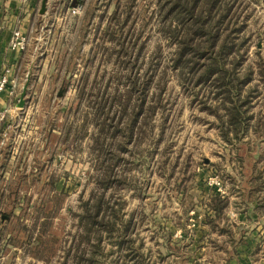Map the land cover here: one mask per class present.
Masks as SVG:
<instances>
[{
  "label": "rangeland",
  "instance_id": "rangeland-1",
  "mask_svg": "<svg viewBox=\"0 0 264 264\" xmlns=\"http://www.w3.org/2000/svg\"><path fill=\"white\" fill-rule=\"evenodd\" d=\"M227 1L231 22L219 39L233 41L239 53H231L226 66L238 61L240 78L251 70L243 87L244 94L251 92V118L238 140L212 110L223 114L214 90L197 84L187 69L180 77L173 68L176 45L167 37V0H82L75 13L68 0H48L43 15L38 0L18 71L19 97L31 72L25 106L0 126L6 131L0 148L6 171V178L0 175V264L75 263L81 233L77 213L97 191L90 106L97 94L124 93L129 69L138 82L147 76L145 106L156 107L152 132L141 135L139 150L156 144L149 161L118 167L125 181L115 198L124 201V219L132 214L133 250L123 248L109 258L140 264L141 254L145 264H200L198 246L181 235L194 228L187 225L194 223L191 211L203 200L197 197L215 188L210 179L217 178L228 192L239 186L264 189V75L259 74L261 67L264 72V0ZM17 102L9 107L19 109ZM160 128L162 138L156 141ZM251 176L256 182L249 184ZM258 231L263 244L255 247L253 264H264L263 227Z\"/></svg>",
  "mask_w": 264,
  "mask_h": 264
},
{
  "label": "trees",
  "instance_id": "trees-1",
  "mask_svg": "<svg viewBox=\"0 0 264 264\" xmlns=\"http://www.w3.org/2000/svg\"><path fill=\"white\" fill-rule=\"evenodd\" d=\"M68 1V7L75 3L82 4V0ZM230 11L231 6L227 0H167V17L170 18L167 37L176 45L173 68L179 70L180 77L187 69L193 76L196 75L197 84L207 85L210 90H214L215 99H221L223 114H218L215 108L207 107L226 125L228 133L231 132L238 140L241 138L239 135L245 133L251 118V114H248L251 92L243 93L251 70L248 69V73L240 78L236 66L238 61L232 60L231 66H226L231 53H239L238 48L233 50V41L228 44L227 40L219 39L220 32L228 29L231 22L228 18ZM240 29V26L232 28L228 36ZM130 70L125 75L127 88L124 93L113 94L111 97H98L97 94L98 99H93V105L90 106L95 120L91 149L96 156L93 167L98 173L95 178L97 191L91 192L90 197L81 203L80 212L77 213L81 233L74 264H123V260L118 261L120 257L112 259L109 258L110 255L123 248L133 250V238L130 236L132 214L124 219V201L115 198L117 190L125 181V177L120 178L118 167L121 163L134 164L140 159L149 161L152 158L155 142L145 150L139 149L144 142L141 135L147 130L152 132V118L156 107L145 106L149 81L147 76L144 74L138 82V76H131ZM66 71L68 70L64 73ZM259 74L262 78V67ZM85 85L84 75L77 92L78 102L84 95ZM134 92L136 97H132ZM85 120H82V128L86 125ZM146 124L147 127H144ZM228 133H225V139L230 141ZM162 134L163 130L160 128L156 141L162 138ZM251 179L256 181L255 177ZM249 187L254 190L262 188ZM108 189L113 191L106 196ZM224 206L225 200L222 198L214 196L210 199V207L216 216L220 215ZM105 244L110 245L107 251ZM139 256L141 259L138 263L145 264L142 255Z\"/></svg>",
  "mask_w": 264,
  "mask_h": 264
},
{
  "label": "crops",
  "instance_id": "crops-1",
  "mask_svg": "<svg viewBox=\"0 0 264 264\" xmlns=\"http://www.w3.org/2000/svg\"><path fill=\"white\" fill-rule=\"evenodd\" d=\"M77 6L78 4L75 3L68 9ZM37 9L38 0L29 2L0 0V76L5 69H9L10 75H15L19 80L18 71L22 68L24 51L12 52L9 49V40L13 30L18 29L25 33L31 16ZM18 99L17 93L14 96H9L6 92L0 94V108L7 109L5 124L9 118L22 111V109L9 107L12 103L14 105ZM4 132H6L5 127L2 126L0 128V148L4 143L2 138ZM4 168L5 162L2 163L0 160L2 177H5ZM255 182L251 179L249 184ZM239 188V191L234 192L223 189L218 191L216 188L206 189L202 195L197 197L203 200L195 210L191 211L193 216L190 219L194 218V223L190 224L189 221L187 225L188 228L190 226L194 228H190L188 232L185 229L186 232L181 235V239L188 240L187 244L195 243L198 246L196 257L200 264L254 263L257 251L255 247L263 244L259 238L258 229L261 227L264 229V203L261 202L264 199V189L254 190L248 187L244 190L240 186ZM214 196L225 200V206L219 216H216L210 207V199Z\"/></svg>",
  "mask_w": 264,
  "mask_h": 264
},
{
  "label": "built area",
  "instance_id": "built-area-1",
  "mask_svg": "<svg viewBox=\"0 0 264 264\" xmlns=\"http://www.w3.org/2000/svg\"><path fill=\"white\" fill-rule=\"evenodd\" d=\"M24 2H29L31 0H23ZM78 11V8H72V13ZM27 36L22 33L20 30H13L11 38L9 40V49L12 52L20 53L26 49L27 46ZM18 86V79L15 75H10V70L5 69L4 73L0 76V94L6 92L9 96L16 95V90ZM7 109L0 108V126L3 123V120L6 116ZM213 187L218 191L222 190L220 181L217 178H211L210 182Z\"/></svg>",
  "mask_w": 264,
  "mask_h": 264
},
{
  "label": "water",
  "instance_id": "water-1",
  "mask_svg": "<svg viewBox=\"0 0 264 264\" xmlns=\"http://www.w3.org/2000/svg\"><path fill=\"white\" fill-rule=\"evenodd\" d=\"M48 0H41V5H40V9H39V14H44L45 13V9H46V3ZM30 76H31V72L29 71L28 75L26 76V81L22 86L21 89V93H20V97L18 99V102L16 104V107L19 109H23L25 106V96H26V92L29 86V81H30ZM62 94V92H59V96Z\"/></svg>",
  "mask_w": 264,
  "mask_h": 264
}]
</instances>
